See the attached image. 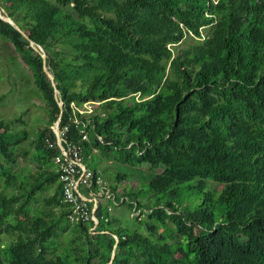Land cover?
<instances>
[{
	"label": "trees",
	"instance_id": "16d2710c",
	"mask_svg": "<svg viewBox=\"0 0 264 264\" xmlns=\"http://www.w3.org/2000/svg\"><path fill=\"white\" fill-rule=\"evenodd\" d=\"M0 8L43 49L54 77L55 87L40 53L0 17V37L45 103L49 124L38 147L56 153L45 139L55 140L61 101L58 128L81 145L84 164L115 154L153 171L144 192L117 194L107 185L134 219L145 216L142 226L119 225L110 205L99 204L95 230L67 221L74 238L52 255L55 229L66 228L60 183L45 199L50 208L24 213L25 221L23 194L0 195V236L24 234L6 248L0 240V264H107L114 235L111 264H264V0H0ZM86 102L92 111L79 113ZM9 123L0 120V159L15 164ZM2 175L6 186L25 188ZM57 181L56 171L44 172L32 191ZM10 215L18 221L8 223Z\"/></svg>",
	"mask_w": 264,
	"mask_h": 264
},
{
	"label": "rangeland",
	"instance_id": "374dc122",
	"mask_svg": "<svg viewBox=\"0 0 264 264\" xmlns=\"http://www.w3.org/2000/svg\"><path fill=\"white\" fill-rule=\"evenodd\" d=\"M0 96H2L0 101V120L10 122L7 128L8 137L6 138L12 145H9L8 150L13 152V156L17 158L15 164H12L6 157L0 159V195L9 197V194L14 193V189L11 186H6L5 176L2 175L5 172L11 173L15 177V183H22L25 186V188H22L23 190L17 188V193L23 194L20 195L21 197L17 206L22 205L21 201L25 200L26 195L29 193L30 205L25 207L26 209L30 208L28 209L29 215H38L40 212L44 213L46 207L44 199L50 196V192L54 190L55 184H50L49 182L43 183L42 187L34 192L32 191V187L39 174H43L44 170L49 172L56 171L53 155L46 152L45 148L38 147L39 144L37 143L39 130L49 124V118L46 113L45 103L35 89L28 67L20 60L13 47L1 37ZM53 125L54 123L51 126ZM4 142L7 143L6 140ZM11 148L13 149L11 150ZM111 156L106 157L99 153L84 160V162L89 168H95L102 176L103 181L107 185L112 186L117 194L129 191L138 192L141 188L143 192L147 191L145 183L152 176L153 171L148 170V167L145 165L133 167L129 163H120L116 161L117 155L112 154ZM119 176H123L124 178H118ZM207 183L210 184L209 187L217 191L221 187L212 184L213 181H207ZM194 184L195 181H192L185 185L193 186ZM185 191L189 196H195V188L187 187ZM100 200L110 205L109 216L112 221H118L117 223L121 226H142V220H145L144 215H137L138 218L134 219L125 204L113 206L109 203L111 201ZM56 212H59V208L56 209ZM18 218H23V215L20 213ZM17 221L16 215H10L7 218L8 223ZM60 223L66 228L55 229L56 236L53 238L55 248L53 252L48 251L50 255L61 253L62 249L64 250L66 245L70 244V240L75 235L73 226L65 218L61 219ZM118 224L115 223V225ZM111 227L114 226L111 225ZM140 230L143 229L141 228ZM21 235L24 234L17 231L4 232L0 236L1 246L6 248ZM167 236L170 237V234L168 233ZM96 263L97 260L94 259L91 264Z\"/></svg>",
	"mask_w": 264,
	"mask_h": 264
},
{
	"label": "built area",
	"instance_id": "2783aa9c",
	"mask_svg": "<svg viewBox=\"0 0 264 264\" xmlns=\"http://www.w3.org/2000/svg\"><path fill=\"white\" fill-rule=\"evenodd\" d=\"M91 103L93 102L84 103L78 112L90 113ZM51 129L55 140L46 138L45 144L49 149H57L53 155V162L56 165L58 181L61 185V202L66 208V219L71 224L86 225L92 222L93 225L89 227V231H94L98 224L95 211L100 199L111 201L115 206L124 204L127 199L119 198L115 201V194L102 177L83 163L81 145L64 140L67 127L62 130L58 128V131L54 129V126ZM80 133L82 134L81 139L85 140V132ZM108 212H110V207H108ZM107 220L108 218L104 219V221Z\"/></svg>",
	"mask_w": 264,
	"mask_h": 264
},
{
	"label": "water",
	"instance_id": "95a60500",
	"mask_svg": "<svg viewBox=\"0 0 264 264\" xmlns=\"http://www.w3.org/2000/svg\"><path fill=\"white\" fill-rule=\"evenodd\" d=\"M1 13H4V11L0 8V17H1L3 20L7 21L9 24L13 25V26H14V27H15V28L21 33V35L29 41V45H30V47H31L33 50L38 51V52L40 53V56H41V58H42V63H43V67H42L43 72H44V73L46 74V76L49 78V80H50L52 86L55 87L54 77L52 76V74L48 71L47 67L45 66V58H46V56H45V54H44V52H43V49H42L39 45H36L32 40H30V39L28 38V36L25 34V32H23L22 30H20V28H19L18 26H16V24L14 23V21H13L11 18H9V17H7V16H4V17H3V16L1 15ZM54 93H55L56 96H57V94L59 93L58 90H57L56 88H54ZM58 106H59V109H60V113H59V116H58V118L56 119V121L54 122V125H53V126H54V129H55L56 131H58V124H59V122H60V117H61V113H62V102H61V101L58 102ZM114 239H115V245H114L113 250H112V253H111L110 261H109L107 264H111V262H112V260H113V258H114V254H115V253H114V248L116 247V243L118 242V238H117V236L114 235Z\"/></svg>",
	"mask_w": 264,
	"mask_h": 264
},
{
	"label": "crops",
	"instance_id": "0c3cea01",
	"mask_svg": "<svg viewBox=\"0 0 264 264\" xmlns=\"http://www.w3.org/2000/svg\"><path fill=\"white\" fill-rule=\"evenodd\" d=\"M44 172H46V173H48L49 171H47V170H44ZM53 172H55V171H53ZM102 177V176H101ZM53 184H55V188H54V190L52 191V192H50V196H52L54 193H55V191H56V189H57V184L59 183L58 181L57 182H52ZM51 184V183H50ZM13 189H14V193H11V194H9V196H13V195H15V194H18L17 193V186H14L13 184H11L10 185ZM49 192V191H48ZM50 196H48L47 198H49ZM30 196H29V194L28 195H26V199L25 200H23V201H21L22 202V207H23V209H21V214L23 215V218H21V220H24L25 221V219H26V217H25V215H24V213H27L28 215V217L27 218H30V217H33V216H35V215H29V213L30 212H28V209H30L29 207L26 209L25 207L27 206V205H30V198H29ZM46 199V198H45ZM45 199H44V203H45ZM104 201H99V204H101V205H108L107 203L105 204V203H103ZM50 207H45V210L46 209H49ZM57 209V208H56ZM56 209H52V211L54 212V213H58V212H56ZM40 214H42V212H40Z\"/></svg>",
	"mask_w": 264,
	"mask_h": 264
},
{
	"label": "clouds",
	"instance_id": "9594fccd",
	"mask_svg": "<svg viewBox=\"0 0 264 264\" xmlns=\"http://www.w3.org/2000/svg\"><path fill=\"white\" fill-rule=\"evenodd\" d=\"M212 2H213L214 4H216V3L218 2V0H212Z\"/></svg>",
	"mask_w": 264,
	"mask_h": 264
}]
</instances>
